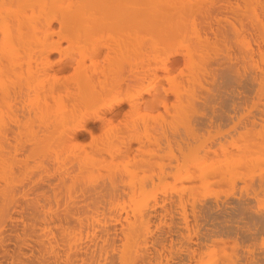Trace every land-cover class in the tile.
<instances>
[{"label":"bare ground","instance_id":"6f19581e","mask_svg":"<svg viewBox=\"0 0 264 264\" xmlns=\"http://www.w3.org/2000/svg\"><path fill=\"white\" fill-rule=\"evenodd\" d=\"M181 1L0 0V264H264V0L192 30ZM118 27L158 30L125 89ZM122 102L136 122L76 152Z\"/></svg>","mask_w":264,"mask_h":264},{"label":"rangeland","instance_id":"374dc122","mask_svg":"<svg viewBox=\"0 0 264 264\" xmlns=\"http://www.w3.org/2000/svg\"><path fill=\"white\" fill-rule=\"evenodd\" d=\"M184 1H188V2L185 3ZM184 1H181V2L184 3V4H187L186 5V6H188L187 8H189V4H190V8L192 7V9L195 10V13L193 12V10H191V11L189 10L191 12L190 15L192 14L191 15L192 17L189 16V19L187 21V23H190L191 24V25L188 24V27H189L190 30H192L191 27H192V24H193L191 22L192 20L190 18L194 19L195 14L197 12H199V11H203L204 12V10L207 8L206 9L207 12H204L201 15H197V18L194 20L195 21V24L199 23L200 19H202L201 17H203L202 15H204L205 13H210V11H211V13H212V11H214V13H215V11L217 10L215 8H217V7L219 9L220 8L221 9L222 8L223 9H228L229 11H232V10H234V8H236V2L234 3V7H233V2L236 1V0H234V1H232V0H230V1L229 0H226V1L225 0H212V1L211 0L210 1L209 0H203V2H202V0H201V2H200V0H199V2L197 0H195V1L193 0L194 2L197 1L196 3H194V2L192 3V1L190 2L189 0H184ZM207 1H209V2H207ZM219 1H221V3ZM205 2H207V3H205ZM191 3H192V5H191ZM231 3H232V6H231ZM193 4H194V6H193ZM212 5H214V7H212ZM224 6H226V7L224 8ZM199 7L202 8V9H200ZM228 7H230V8H228ZM231 7H233V8H231ZM212 8H214V9H212ZM230 9H232V10H230ZM214 13H212V14H214ZM230 14L231 13H229V15ZM210 18H211V16H210ZM231 19H233V18L230 17V21H232L233 23H236L237 22L236 20L234 21V19L233 20H231ZM196 20H199V21L196 22ZM211 20L213 21L212 18H211ZM213 22H214V24H213ZM213 22H212V24L213 25H216V22L215 21H213ZM221 22H222L220 24L221 26H222V24L223 25L226 24V21L225 20L224 21H221ZM202 23H204V21H202ZM227 24H228V26H224V27L226 29L229 27V29L231 30L232 29V27H230L231 25L228 22H227ZM200 25H198V26H200ZM53 26H56L57 27L58 26L57 22L54 21L53 22ZM198 26H196V27L197 28H201V26L200 27H198ZM237 26H239L238 25V22H237ZM237 26H235V27L237 28ZM126 30L127 29H122V28H119V27L116 28V66H115V69H116V84L122 85V88L123 89H125L127 87V84H128L127 82H128V80L130 81V79H131L130 75L133 76V74H135L138 69H142V68L146 67L148 64H150L152 62V60H153V54L155 52L157 53V49H158V46H159V44H158V42H159L158 36L156 37V34H158L156 32V31H158L157 29H154L156 31H153L152 30L153 32L156 33L155 36H154V33H152V34L144 35L141 39L139 38L140 41L137 39V41H139V43L135 40L136 38H134L135 37L134 33L133 34L132 33H129V31L127 30L128 31V35L130 34L128 36L127 33H126L127 32ZM190 30H189V32H190ZM237 30H239V27H238ZM130 32H131V30H130ZM237 33H239V32L237 31ZM150 35H153V37L150 36ZM130 36H132V37H130ZM132 39L135 42H137V43H135ZM131 41H133L135 44L133 43V45H132L131 44ZM63 44H65V42H63ZM221 48H223V47H221ZM221 51H222V49H221ZM223 52H225L224 49H223ZM175 57L178 58V59H180L179 66L182 67V64H183V62L181 63V60H183L182 59V55L178 54ZM50 59L54 62V66H55V61L58 59V53H52L50 55ZM135 69H136V71H135ZM132 70H134L135 73ZM131 71H132V73H131ZM66 73L67 72H64V74H66ZM159 74H161V71H159ZM57 76L60 77L61 74H58ZM52 80L53 79H51L50 82ZM162 85H166V80L165 79L162 80ZM143 96H144V99L151 97V95L146 94V93L143 94ZM169 99L172 100L173 99V96L170 95L169 96ZM143 106H144V104H141L140 105V107L142 109L144 108ZM61 109H62L61 101L60 100L53 101V103H52V110L55 111V110H61ZM128 110H129L128 104L126 102H122L119 106L115 107L114 109L110 110V112H107L105 114L107 116L106 117V120H107V118H110L112 120V122L106 123L107 122L106 120L102 121L101 119L98 120L97 118H91L90 120L86 121L85 122L86 124H85L84 130L83 129L79 130V132L77 133L76 136L73 135V139H72V136L70 137V140L73 141V144H74V141H75V144H77V145L74 144L75 147H73V148H77V149H74V150L76 152L77 151L79 152L82 148L88 149L91 146V144L93 143V141L95 142V140L105 139L104 131L110 125H115L116 126V130H118L119 128H125L126 126H129L132 123L136 122V119H137L136 109H134L132 111H128ZM159 110H162V108L160 107ZM114 111H115V113H113ZM116 112L118 113L117 115H116ZM51 115L52 114H50L49 118L51 117ZM36 117H37V120L38 119L39 120L36 121V119H34V121L36 122V123H34V126H36L39 129V131H40V129L42 127L45 128L47 126H48L47 128H50L51 131H55V132H58L59 131L58 130L59 129L58 128L59 126L57 127V124H52V125L51 124H48V115H47V117H44V119L46 121H44V119H42V118H39L38 116H36ZM93 119H94V121H93ZM42 120H43V122H42ZM45 122H47V123H45ZM49 122L50 123L51 122H54V120H52V117H51V119H49ZM40 123H41L42 127L40 126V128H39V126H37V125L40 124ZM44 123L47 124V126ZM35 124H37V125H35ZM53 125H56V127L58 129H56L55 126H53ZM52 126L56 130H54ZM36 127H34V129ZM55 135L57 137L59 136L58 133H56ZM61 138L62 137H60L58 139L59 140H63V138L62 139ZM67 147H70V146L67 145L66 148L64 149L65 151H67L69 149V148L67 149ZM53 149L54 148L51 146L50 149H49V151H48L50 155H51V153H54V150L55 149L54 150ZM50 150L51 151L53 150V151L51 152ZM69 150H71V149H69ZM44 151H45V154H44L45 155V158H47V156L49 157V154L47 152V149L44 150ZM53 156H54V154H53ZM70 157L72 158L71 155H70ZM65 162L70 163L67 160ZM68 163H65L67 166H65V167L62 166V168H66L68 166L70 167L71 164H68ZM76 187L79 188L78 186H76ZM77 188H76V190L80 191V189H77ZM76 190L74 192L75 194H72V197H74V198L77 197L78 195L81 196V193H82V192H78Z\"/></svg>","mask_w":264,"mask_h":264}]
</instances>
